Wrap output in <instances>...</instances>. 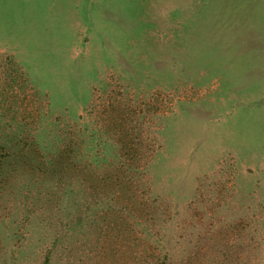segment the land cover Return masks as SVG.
<instances>
[{"label":"rangeland","instance_id":"374dc122","mask_svg":"<svg viewBox=\"0 0 264 264\" xmlns=\"http://www.w3.org/2000/svg\"><path fill=\"white\" fill-rule=\"evenodd\" d=\"M0 264H264V0H0Z\"/></svg>","mask_w":264,"mask_h":264}]
</instances>
